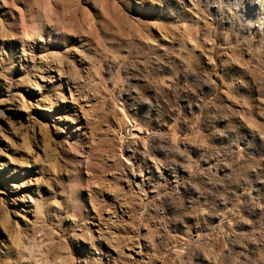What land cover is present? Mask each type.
I'll return each mask as SVG.
<instances>
[{"label": "rangeland", "instance_id": "rangeland-1", "mask_svg": "<svg viewBox=\"0 0 264 264\" xmlns=\"http://www.w3.org/2000/svg\"><path fill=\"white\" fill-rule=\"evenodd\" d=\"M0 264H264V0H0Z\"/></svg>", "mask_w": 264, "mask_h": 264}]
</instances>
